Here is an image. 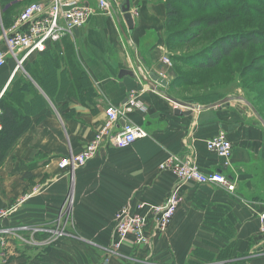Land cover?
<instances>
[{"label": "crops", "instance_id": "obj_1", "mask_svg": "<svg viewBox=\"0 0 264 264\" xmlns=\"http://www.w3.org/2000/svg\"><path fill=\"white\" fill-rule=\"evenodd\" d=\"M12 1L18 6L27 0ZM118 1L120 5L127 1V10L134 12L132 32H127L122 16L101 13L85 0L82 3L94 13L73 40L65 41L72 44L90 79L93 97L83 103L76 96H64L56 104L48 101V107L0 156V212L7 211L0 227L12 233L4 246L0 243V255L6 254L5 264H203L205 252L218 255L228 248L245 257L237 254V259L213 264H264L257 219L264 212V127L247 119L249 114L221 106L218 94L185 99L194 102L195 108L190 116L178 117L173 114L175 106L157 94L167 97L168 89L150 88L139 97L146 111L134 110L128 117L147 132L146 138L126 150L106 146L84 167L58 169L60 159L81 151L105 123V107L124 104L130 92L142 86L136 74L138 64L148 76L163 74L159 72L164 68L163 4ZM10 6L12 2L5 9ZM35 59L33 55L28 63ZM7 63L0 69V92L20 73L27 74L24 66L15 70L12 60ZM121 70L133 72L134 78L119 79ZM219 133L233 147L227 169L206 149L207 141ZM189 150L201 172L220 171L230 183H181L159 170L169 157L184 158ZM172 193L182 202L165 233L149 248L124 245L119 253L111 252L114 215L120 207L161 205ZM64 207L71 210L73 219L65 225L68 235L47 245L46 234H33L32 228H52ZM0 264H4L1 256Z\"/></svg>", "mask_w": 264, "mask_h": 264}, {"label": "built area", "instance_id": "obj_2", "mask_svg": "<svg viewBox=\"0 0 264 264\" xmlns=\"http://www.w3.org/2000/svg\"><path fill=\"white\" fill-rule=\"evenodd\" d=\"M85 0H42L29 4L15 18L12 25L2 29L0 35V69L8 60H12L15 70L23 67L29 59L39 53L47 52L55 45H61L64 40H73V35L82 28L94 13L87 7ZM96 9L104 14L121 15L120 5L116 0H96ZM131 46V41L126 40ZM164 65L169 61L162 57ZM139 65V64H138ZM142 86L130 92L124 104L105 107V123L94 133L91 141L76 154L60 159L59 170H72L84 167L88 162L96 158L106 147L112 146L117 150H126L135 142L148 136L140 126L129 120V115L134 110L145 112L139 97L146 90L152 89L153 83L145 71L137 74ZM155 91V90H154ZM166 98L163 95H160ZM178 109V108H177ZM208 152L221 160L223 168L231 166L233 154L232 143L223 133H219L206 143ZM191 151L184 158L179 156L169 157L159 166L161 172H169L181 183H195L197 185H227L223 173H203L190 158ZM232 191L233 187H227ZM35 189L32 194H35ZM30 196H25L28 198ZM182 198L177 193L170 194L161 205L139 203L136 208L131 205L120 207L114 215V233L111 241V252L119 253L122 247L149 248L156 237L163 234L169 228L174 216L181 206ZM7 211L0 212V222L6 217ZM260 224L259 234L264 243V212L258 217ZM72 223V213L68 207H64L58 214L53 227L50 229L37 226L32 228V233H44L48 237L45 244H54L58 239L68 235L65 225ZM24 229V228H23ZM10 230L0 227V243L4 246V240L10 237ZM0 255L3 263L7 256Z\"/></svg>", "mask_w": 264, "mask_h": 264}, {"label": "trees", "instance_id": "obj_3", "mask_svg": "<svg viewBox=\"0 0 264 264\" xmlns=\"http://www.w3.org/2000/svg\"><path fill=\"white\" fill-rule=\"evenodd\" d=\"M200 1L195 0V3H192V0H182L180 5H176L177 1L172 3V0L163 3L166 8L163 40L167 50H174L189 42L194 36L192 30H201L202 26L203 29L209 30L232 20L264 19V0H257L255 4L252 0H224L231 6L222 15L205 21L197 20L192 24L194 28L183 34L170 33L169 27L179 22L176 6L186 9L192 6L197 7L199 5L196 3L200 4ZM207 1L209 0H205L203 4H207ZM10 2L12 6L5 9ZM14 4L12 0H0V10H3L0 17L4 27L12 25L16 18L14 9L17 5ZM65 41L61 45L53 46L50 51L36 55L32 64L27 63L24 67L28 79L14 80L9 85L10 89L4 90L1 94L0 156L28 128L32 118L48 107V101L56 104L62 101L64 96L69 99H75L73 96H76L83 103L95 94L90 79L75 57L72 44ZM261 45H264V29L255 31V33L228 34L202 49L198 53L199 59L192 61L191 64L200 70L214 69L224 59L230 58L234 52H246L250 47ZM261 72L264 74V68ZM168 74L172 77L175 72L169 70ZM170 84L172 86L173 82ZM45 237L48 235L46 234ZM204 257L203 259H206V254ZM218 259L224 260L225 258L223 254H220Z\"/></svg>", "mask_w": 264, "mask_h": 264}, {"label": "rangeland", "instance_id": "obj_4", "mask_svg": "<svg viewBox=\"0 0 264 264\" xmlns=\"http://www.w3.org/2000/svg\"><path fill=\"white\" fill-rule=\"evenodd\" d=\"M89 1H92L91 4L96 5V0H87V2ZM165 1L167 0H151L152 3L158 4H163ZM192 1V3H195V0ZM204 1L205 0L200 1L201 6L200 4L196 3V5L199 6H192V8L187 7V9L183 8L182 6H176V10L179 14V22L176 25H171L169 27V32L183 34L186 31H190L192 28H194L192 24L197 20L205 21L220 16L231 6L228 5L229 3L226 4L224 0H212V2L209 0L207 1V4H203ZM252 1L253 4L257 2V0ZM116 2L119 6L120 2L118 0H116ZM173 2H176V5H180L182 0H172V3ZM178 2L179 4H177ZM31 3H34V0H27L26 2L16 6L14 9L16 12L15 16L17 17L19 13ZM164 11L166 14L165 6ZM129 13L133 19L132 14L134 12L132 11ZM120 16H122V13ZM8 27L9 26H3L0 17V35L2 29H7ZM262 29H264V19H237L221 24L209 30L203 29V26L201 27V30L194 29L192 30L194 32L193 39L181 46H178L174 50H167L164 46V57L168 59L169 64L164 65L163 70H160L159 72L167 74L169 70H173L175 74L172 77H168L164 76L162 73V75L155 73L168 83L167 87H165L168 89V96L166 97V95H164L162 92H157V94L161 98L163 97L160 95L165 96L166 98L164 99L166 100L172 95L174 98H179L182 100V102H184L185 99L204 98L212 94H218L221 96L219 103L221 106H232L237 110V112L249 114L251 117L247 119L251 120L253 124L260 125V122L254 114V111L264 122V74L261 72V70L264 68V45L250 47L246 52L236 51L230 58L224 59L218 67L210 70L197 69L191 63L192 61L199 59L198 53L202 49L207 48L211 42L219 40L225 35L240 32L255 33V31ZM14 67L15 66L12 65L11 68ZM144 70V66L141 67L138 65L136 67V74ZM26 75L20 73L18 77L16 76L14 79L26 80L28 79V76ZM171 82H173L172 86H170ZM9 89L10 87L6 88V90ZM3 92L4 91L0 92V97ZM225 98H229V101L222 103L221 101H223ZM217 173L221 172L219 171ZM224 177L227 183H230L228 177L226 175H224ZM236 178L237 177L234 176L233 180H236ZM233 180L231 181V184L235 186L236 184ZM200 252L201 251H197L196 254ZM232 253L233 249L229 250L228 248L218 255L205 252L204 254H206V259L200 262L203 264L216 263L220 261V259H218L220 254H223L225 259H231V257L237 259L236 255L238 253ZM238 257H245V254H238Z\"/></svg>", "mask_w": 264, "mask_h": 264}, {"label": "water", "instance_id": "obj_5", "mask_svg": "<svg viewBox=\"0 0 264 264\" xmlns=\"http://www.w3.org/2000/svg\"><path fill=\"white\" fill-rule=\"evenodd\" d=\"M127 1H125L122 5H120V10L122 13V19L125 23L127 32H132L133 28H134V23H133V19L131 14L128 12L127 8ZM117 77L119 79H122L124 77H130V78H134V73L128 70H121L118 72ZM149 77L151 79V82L153 83L152 88L154 90H157L158 86H161L163 88L167 87L168 83L161 77H159L158 75H156L155 73L150 72L149 73ZM167 100L172 103L175 106V109L173 111V114L175 116L178 117H187L191 115L192 110L195 108V104L192 101H188V102H181V101H177L173 98L168 97ZM229 101V98H225L223 99V101H221L222 103ZM177 108H184L187 111L183 112ZM254 114L256 115L258 121L260 122V124L264 127V122L262 121V119L256 114V112L254 111Z\"/></svg>", "mask_w": 264, "mask_h": 264}]
</instances>
